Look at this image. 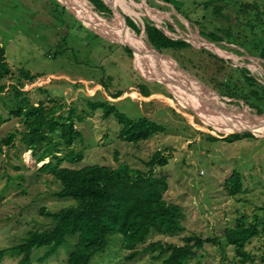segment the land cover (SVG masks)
I'll return each mask as SVG.
<instances>
[{
	"label": "rangeland",
	"instance_id": "1",
	"mask_svg": "<svg viewBox=\"0 0 264 264\" xmlns=\"http://www.w3.org/2000/svg\"><path fill=\"white\" fill-rule=\"evenodd\" d=\"M102 1L112 6V15L98 13L89 0H0V44L11 68L2 82L7 89L0 99V251H7L0 264H19L22 256L10 250L23 244L30 232L53 227V219L44 212H59L75 204L72 199L56 196L61 183L50 169L42 170L50 162L60 163L52 157L39 162L49 142L37 151H28L22 142L27 128L21 117L11 113L20 106L12 86L25 83L21 91L32 105L56 110V117L64 118L62 123L70 111L78 116L74 118L75 128L82 133V139L71 149L63 145L60 132L53 135V144L60 143L56 150L59 159L71 151L82 156L78 162H63V167L117 168L128 164L136 171L148 173L146 163L156 152H164L168 164L157 167L155 172L168 182L164 199L183 210L184 232L175 236L153 232L139 251L159 241L182 246L185 238L200 236L217 242L206 244L190 264H236L235 251L225 240V230L238 221L253 223L256 217L264 219V126L244 127L253 132L255 139L230 142L227 139L232 134L227 135L226 131L234 128L229 124L244 123L247 117L254 120L252 115H258L252 105L259 102L252 95V88L244 85L241 69H248L264 85V60L254 49L256 44L264 46V38L257 37L264 29V0H242L243 5L259 6V11L250 9L247 22L237 19L239 7L231 5L232 0H215L207 9L200 4L211 0H181L182 14L162 0ZM226 5L225 17L216 15L214 7ZM90 9L100 18L92 15ZM116 12L132 18L141 29V36L126 27ZM147 22L197 50L210 48L230 63L226 73L212 69L210 63H199V56L193 52L163 54L176 61L167 58L166 63L148 42ZM116 25L128 32L117 30V35L113 32ZM128 29L140 40L144 54L141 60L136 51L130 56L125 49L130 45L127 41H131ZM226 31L240 32L242 41L229 44L231 39ZM213 34L221 36L224 42H218ZM252 39L256 42L249 46L250 50L239 46ZM148 68L156 75L150 76ZM166 69L178 71L208 89L214 96L195 94L236 123L218 119L209 107L192 102V93L177 78H155ZM24 73L38 78L25 82ZM222 82H227L231 90L225 89ZM142 90L151 96L144 97ZM119 94L122 96L114 98ZM60 106L64 108L60 110ZM107 109L112 111L109 117ZM116 113L135 122L154 121L163 131L147 141L125 142L120 138L122 125ZM12 133L16 134L15 141L5 145L3 141ZM234 173L241 175L244 192L232 197L226 184ZM77 241L78 237H68L43 262L48 248H34L31 263L68 264ZM247 249L256 257L257 264H264L263 235L253 239ZM128 255L123 237L115 235L109 238L107 249L95 255L89 264H161L158 251H143L133 260H127Z\"/></svg>",
	"mask_w": 264,
	"mask_h": 264
},
{
	"label": "trees",
	"instance_id": "2",
	"mask_svg": "<svg viewBox=\"0 0 264 264\" xmlns=\"http://www.w3.org/2000/svg\"><path fill=\"white\" fill-rule=\"evenodd\" d=\"M89 1L98 13L105 16L112 15V9L104 1ZM162 1L173 6L178 13L182 14L183 2L181 0ZM213 1L215 0L206 1L200 5L207 9V7L213 5ZM231 5L239 7L236 11L237 19L245 22L250 19L247 18L249 17L247 15L251 10L259 11L257 4L250 5L246 3L243 5L242 0H232ZM225 8H228L227 5L225 7H214V12L218 16L225 17L223 15ZM121 19L136 34H141V29L132 18L121 14ZM186 19L188 18L186 17ZM238 22L241 23L240 21ZM122 29L125 32L124 28ZM145 33L153 49L161 54L193 52L199 56V63H210L211 68L218 70L221 74L226 73V69L230 65L226 60L207 49L197 50L184 40H175L168 37L163 30L151 23L147 22L145 24ZM225 33L231 39V42H228L229 44L237 45L238 41L241 42L243 39L240 32L233 34L226 31ZM136 34L132 33L137 43H139L140 40ZM213 35L217 37L218 42H224L221 36ZM257 37L264 38V29L262 34L257 35ZM255 42L256 39L247 40L242 42V46H239L250 50L249 46L255 44ZM256 48L254 49L258 50L257 53L259 52L256 55L264 60V46L256 44ZM125 49L130 56L134 54L131 47H125ZM251 53H253V50H251ZM162 57L168 63L167 58L169 57ZM175 58L180 59L177 55H175ZM169 59L174 61L172 58ZM10 71L11 68L7 62L6 51L0 44V99L7 89L2 82ZM241 72L244 85L252 88L251 93L259 102L253 104V108L257 110L259 116H264V85L259 83L248 69L243 68ZM177 74L182 75L181 73ZM23 76L25 82H34L38 78L29 76L26 73ZM189 83L195 93L200 96H214L208 89L200 90V87H195L191 80ZM25 84L21 85V87L12 86L16 94L14 99L19 101L20 106L11 113L15 117H21L27 128L22 137V142L27 146L28 151H37L42 145L44 146L49 142L48 150L41 153L38 159L39 162L52 157L53 160H60V163L55 165L50 162L42 170L50 169L53 177L61 183L62 188L56 193V196L58 198L72 199L75 204L59 212H44V214L53 219L54 225L50 229L30 232L23 244L10 250L11 252H18L22 256L19 264H32V250L40 247L48 248L41 261L48 260L66 242L68 237H78L75 250L68 259V264H89L95 255L107 249L109 238L115 235L123 237V247L129 252L126 257L127 260H133L143 251H158L159 255L157 258L161 260V264H190L198 258L206 244H216L217 240L214 238L203 239L200 236H191L184 239L185 244L182 246L159 241L151 243L146 249L139 251L138 248L146 244L153 232H158L163 236H175L184 232L183 210L179 205L169 203L164 199V193L168 190V182L155 172L157 167H164L168 164V158L164 155V152H156L151 161L146 163L147 168L150 169L148 173L141 170L136 171L128 164H120L117 168L102 165H89L83 168L63 167V162H78L82 156L71 151L65 158L59 159L56 155L59 151L56 150H59L58 144L60 145V143L53 144V135H58L60 132L59 137L63 141V145L67 149H71L77 140L82 139V133L75 128L74 118L77 119L78 116L76 117L74 111H70V116L66 118L65 123H62L64 118L62 116L56 117V110L47 111L42 105L38 107L32 105L28 98H24L26 93L21 91ZM222 84L225 89L231 90L227 82H222ZM141 94L146 98L151 96V94L146 95L143 90ZM225 95L231 98L235 97L231 93H225ZM121 96L119 94L114 98ZM14 99L10 101L12 102ZM59 108L61 110L64 107L60 106ZM92 108L96 109L98 107L92 106ZM215 108L217 107L215 106ZM105 112L107 117L112 113L109 109L105 110ZM115 116L122 125L120 138L125 142L138 143L147 141L163 131V128L157 123L148 119L135 122L125 119L121 113H116ZM246 119L251 123H255L254 120L248 117ZM245 129L244 127H239L237 130H227V135L232 134L227 140L231 142L239 141L243 138L255 139L252 133L233 134ZM210 138L217 141V138ZM15 139L16 134L12 133L3 142L9 146L13 144ZM226 190L232 197L244 192L239 173L233 174L226 184ZM262 235L264 236V219L260 220L258 217L255 218L253 223H247L242 220L238 221L235 226L225 230V240L235 251L236 264H257L256 257L248 251L247 247L253 239ZM6 254V250L0 251V261Z\"/></svg>",
	"mask_w": 264,
	"mask_h": 264
},
{
	"label": "bare ground",
	"instance_id": "3",
	"mask_svg": "<svg viewBox=\"0 0 264 264\" xmlns=\"http://www.w3.org/2000/svg\"><path fill=\"white\" fill-rule=\"evenodd\" d=\"M90 5V4H89ZM91 7V6H90ZM82 11V10H81ZM90 11H91V14L92 15H94L95 17H98V18H100L99 16H97L95 13H93V11L90 9ZM83 13V12H82ZM85 14V13H84ZM88 16V15H87ZM89 17V16H88ZM102 19V18H101ZM94 20H96V21H98V19H94ZM123 31V29L120 27V26H118V25H116V28H114L113 29V32H115L116 33V31ZM126 32H128L126 29H124ZM129 30V29H128ZM130 32L128 33V36H130V38H131V41H128V43H130V45L134 48V50L136 51V53H137V57H138V59L139 60H141L143 57H142V55H144L143 54V51H142V48H141V46H140V41H139V43H137V41H136V39H135V37L132 35V33H131V30H129ZM117 34V33H116ZM118 35V34H117ZM261 62V61H260ZM161 63L163 64V62L161 61ZM148 70H149V75L150 74H154L153 73V71H152V69H150V68H148ZM174 70H171V69H166V70H164V74H160V75H157L155 78H158V79H163V78H167V77H173V80L174 79H176L177 78V80L184 86V87H186L187 88V90H189L191 93H192V97H193V99H192V102L194 101L195 103H198V104H202L206 109L209 107L210 109H211V111H214L217 115H218V119H222V120H224V121H226V122H231L230 121V118L231 117H225V115L223 114L224 113V111H221V110H216V109H213V108H215L214 106H211L210 104H209V102L208 101H206V100H203V98H201L198 94H195V91L193 90V88H192V86L190 85V83H189V81L191 80V79H189V78H187V77H185V76H182V75H180V74H177V73H179L178 71L177 72H173ZM154 75H156V74H154ZM151 76V75H150ZM191 83H193L194 85H195V87H200V90H203V88L201 87V85L200 84H197V83H195V82H193L192 80H191ZM182 89V88H181ZM201 106V105H200ZM212 107V108H211ZM208 111V110H207ZM212 113V112H211ZM211 113H209V114H211ZM216 115V116H217ZM224 115V116H223ZM231 116V115H230ZM253 117H254V120H255V123H251L250 121H248L247 119H245L244 120V123H239V124H229V125H232L233 127H236V128H239V127H246V126H248L249 128H250V126H251V128H253V127H257V128H262L261 126H264V118L263 117H258V116H254V114L252 115ZM236 117V116H235ZM229 118V119H228ZM234 119V118H233ZM241 121V120H240ZM231 123H236V122H231ZM248 128V129H249ZM231 130V129H230ZM233 130H237V129H234L233 128Z\"/></svg>",
	"mask_w": 264,
	"mask_h": 264
},
{
	"label": "water",
	"instance_id": "4",
	"mask_svg": "<svg viewBox=\"0 0 264 264\" xmlns=\"http://www.w3.org/2000/svg\"><path fill=\"white\" fill-rule=\"evenodd\" d=\"M59 2H60V0H58ZM105 2V1H104ZM106 3V2H105ZM111 9H112V6H110L108 3H106ZM113 10V9H112ZM116 14H117V16H118V18L119 19H121V15H120V13H117L116 12ZM125 24V23H124ZM125 26L126 27H128L126 24H125ZM158 28H160V27H158ZM141 36V35H140ZM103 37V36H102ZM105 39H107L106 37H105ZM111 41V40H110ZM113 42V41H112ZM116 42V41H115ZM211 44V43H210ZM123 45H126V44H123ZM126 47H131L130 45H126ZM206 49H209V50H211L210 48H208V47H206V46H204ZM131 49L133 50V52L135 51L132 47H131ZM155 50V49H154ZM156 51V50H155ZM212 51V50H211ZM214 54H216L214 51H212ZM156 53H158L159 55H161V56H164L163 54H161V53H159L158 51H156ZM216 55H218V54H216ZM220 58H222V56H220V55H218ZM224 58V57H223ZM258 117H264V116H259V115H257ZM242 133H253L251 130H248V129H245V130H242V131H238V132H236V133H233V134H242ZM225 139L227 138V136L226 137H224Z\"/></svg>",
	"mask_w": 264,
	"mask_h": 264
}]
</instances>
